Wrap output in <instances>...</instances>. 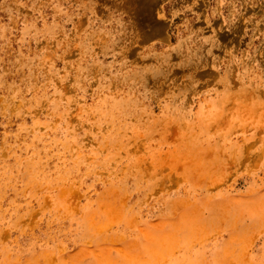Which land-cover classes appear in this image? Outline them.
I'll use <instances>...</instances> for the list:
<instances>
[{"label":"rangeland","instance_id":"1","mask_svg":"<svg viewBox=\"0 0 264 264\" xmlns=\"http://www.w3.org/2000/svg\"><path fill=\"white\" fill-rule=\"evenodd\" d=\"M0 264H264V0H0Z\"/></svg>","mask_w":264,"mask_h":264}]
</instances>
